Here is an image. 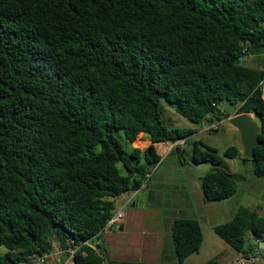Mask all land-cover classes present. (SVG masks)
Returning <instances> with one entry per match:
<instances>
[{"label": "trees", "instance_id": "trees-1", "mask_svg": "<svg viewBox=\"0 0 264 264\" xmlns=\"http://www.w3.org/2000/svg\"><path fill=\"white\" fill-rule=\"evenodd\" d=\"M263 96L264 0H0V264L55 248L64 262L70 247L73 264H148L90 244L160 163L153 144L196 132L165 127L161 101L198 127L253 115V159L235 146L223 157L264 178ZM139 133L144 151L132 147ZM193 160L213 166L200 178L205 202L236 194L214 149L194 142ZM213 231L249 260L264 217L239 208ZM202 240L196 220L175 219L176 263Z\"/></svg>", "mask_w": 264, "mask_h": 264}, {"label": "rangeland", "instance_id": "rangeland-1", "mask_svg": "<svg viewBox=\"0 0 264 264\" xmlns=\"http://www.w3.org/2000/svg\"><path fill=\"white\" fill-rule=\"evenodd\" d=\"M161 107V120L165 127L183 130L194 129L196 132L186 141L181 140L176 142L175 145L182 150L181 155H178L177 150H175L172 156L163 163V159H161L162 165L160 172L158 176H156L154 183L157 184L161 180L165 182L166 189L164 188L165 191L161 197L165 206L155 209V211L157 210L161 215H165L168 213L171 214V211L176 212L177 210L174 209L175 207L183 208V206L187 204L186 197L181 193L176 195L177 191L182 190L183 192V190H191L192 186H194V181H196L201 174H206L212 170L213 166L210 164L194 162L193 143L196 141L203 143L205 146L217 152V155L223 160L221 168L231 172V177L235 181L237 189L236 194L228 200L219 203L206 202L208 203L206 205H210V207L205 208L209 211L205 216L202 208H200L201 210L197 207L195 208L192 214L198 216L203 224L205 242L203 248L201 250L199 249L197 254L195 253L190 256L193 258L190 259L189 257L185 260L184 264H186V262H188V264H203L209 260H216L219 262L218 264H264V249H256V255L254 257L250 256L251 258L249 260L239 258L240 254L238 255L228 244L215 234H212L209 229L212 224H223L230 221L239 208L250 209L255 211L258 216L264 217V178H256L252 175L250 163H243L238 158L227 159L223 157L224 151L231 146H235L239 150H242V156H244L239 132L226 120H222L218 123V129L216 131L208 129V127L212 125L211 123H203V125L198 127L191 124L184 117L178 115L173 105L170 103L162 100ZM254 121L256 122V120ZM139 140L140 135L137 136L132 144L140 145L138 143ZM174 164H178L180 167H174ZM157 168L158 167H155L153 172ZM181 214H183V212ZM210 215H213L212 219ZM146 226L150 229L154 228V224L151 220L146 221ZM206 246H208L207 249H205ZM161 254L167 255L168 260L163 261L160 258L158 264H177L175 258H171L174 257L171 244L170 246L169 244L167 245L166 251L163 247Z\"/></svg>", "mask_w": 264, "mask_h": 264}, {"label": "crops", "instance_id": "crops-1", "mask_svg": "<svg viewBox=\"0 0 264 264\" xmlns=\"http://www.w3.org/2000/svg\"><path fill=\"white\" fill-rule=\"evenodd\" d=\"M250 117L254 118L253 115ZM211 122L212 121L210 120L205 121L207 124H210ZM139 134L140 140L138 143L140 145L132 144V147L144 151L152 143L146 135L143 133ZM175 144L176 143L170 142L153 144L156 154L163 159L162 163L172 156V153L175 150H177L178 155H181L182 150L176 147ZM239 151L242 155V150ZM161 159L158 166H156L158 168L154 172L152 171L148 174V179L139 190L131 191L116 199L115 214H122L120 220L113 225L106 227L104 231L93 240V245H99L103 248L106 255L112 260L139 261L148 264H158L160 258L163 261L168 260L167 255L161 254L162 248L164 247V250L166 251L167 245L169 244L170 246L171 244V249L173 250L171 242V226L173 221L177 218L193 219L199 223L203 236L200 250L204 246L205 232L203 230V224L198 216L192 214L196 207L199 208V210H201L200 208L204 210V216L209 212L205 208L210 207V205H206L208 203L204 201L200 187V178L204 174H201L196 181L193 179L194 186H192L191 190H183V192L182 190L177 191L176 195L181 193L186 197L187 204L184 205L183 208L175 207L174 209L177 210L176 212L171 211V214L168 213L161 215L160 212L156 210L157 213L155 209L165 206L161 197L166 189V185L162 180L157 184L154 183L156 176H158L160 172L162 165ZM174 167H180V165L174 164ZM225 171L231 174L228 170ZM182 212L183 214H181ZM212 217L213 215H210L211 219ZM150 220L154 224L153 229L146 226V221ZM217 225L220 224H212L211 228H209L212 234H215L213 228ZM207 248L208 246L205 247V249ZM61 258L63 259V255ZM171 258L174 259V257ZM191 258L193 257H190V259ZM186 264H188V262H186Z\"/></svg>", "mask_w": 264, "mask_h": 264}, {"label": "water", "instance_id": "water-1", "mask_svg": "<svg viewBox=\"0 0 264 264\" xmlns=\"http://www.w3.org/2000/svg\"><path fill=\"white\" fill-rule=\"evenodd\" d=\"M226 121L239 132L244 157L249 160L253 159L254 149L260 145L258 138L260 129L254 118L247 114H239L228 116ZM248 244L250 248L264 249V241L258 242L253 237L248 241Z\"/></svg>", "mask_w": 264, "mask_h": 264}, {"label": "built area", "instance_id": "built-area-1", "mask_svg": "<svg viewBox=\"0 0 264 264\" xmlns=\"http://www.w3.org/2000/svg\"><path fill=\"white\" fill-rule=\"evenodd\" d=\"M212 125H210L208 127V129H211V131H216L218 128V124H214L211 123ZM122 214L121 213H117L115 214L112 219L108 222V226L113 225L115 222H117L118 220H120ZM95 239V238H94ZM93 239V240H94ZM91 240V242L93 241ZM258 242H260L259 240H256ZM94 243V242H93ZM86 244L89 245V242H86ZM91 247L93 249H95V251L98 252V250L95 248V246L93 244H90ZM65 253L68 255L67 258L64 260V262H62V258L61 256L63 255L62 251L59 248H55L53 251H51L50 253H43L41 255H32L30 257V261H32L35 264H73V255L75 253V249L74 248H69L68 250L65 251ZM256 255V254H255ZM254 257V256H253Z\"/></svg>", "mask_w": 264, "mask_h": 264}]
</instances>
